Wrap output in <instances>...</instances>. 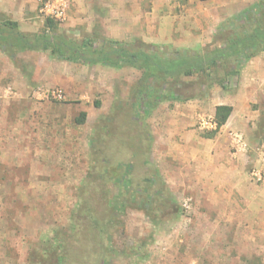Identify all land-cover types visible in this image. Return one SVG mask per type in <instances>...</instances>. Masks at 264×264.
<instances>
[{"label": "rangeland", "instance_id": "rangeland-1", "mask_svg": "<svg viewBox=\"0 0 264 264\" xmlns=\"http://www.w3.org/2000/svg\"><path fill=\"white\" fill-rule=\"evenodd\" d=\"M260 1L145 0L133 7L138 1L82 0L78 6L70 0L64 21L39 8L25 10L17 30L56 33L82 49L117 42L173 58L178 50L213 49L221 27ZM6 11L0 8V25L16 22ZM140 79L141 71L130 66L0 47V264H42L67 238L84 264H264V178L252 177L264 166V108L251 134L236 131L247 147H232L243 167L223 199L195 200L175 188V162L165 153L175 148L169 124L177 102L148 113L134 98ZM197 130L203 137L212 133ZM119 163L132 164L134 183L153 182L151 194L167 201L162 210L134 207L133 192L106 176ZM105 198L114 208V227L103 240L93 233L79 237L91 200Z\"/></svg>", "mask_w": 264, "mask_h": 264}, {"label": "trees", "instance_id": "trees-1", "mask_svg": "<svg viewBox=\"0 0 264 264\" xmlns=\"http://www.w3.org/2000/svg\"><path fill=\"white\" fill-rule=\"evenodd\" d=\"M48 24L49 27L54 26L52 20H48ZM17 27V23L7 21L0 25V47L22 51H49L53 57L74 63L101 64L117 69L130 66L140 70L141 79L134 92V98L141 108L144 107L150 113L165 101L180 103L202 98L213 86L218 85L228 90L233 78L240 74L242 68L264 52V0L235 15L227 25H223L219 30L221 39L213 49L204 53L198 52L200 54L178 50L173 54V58L147 54L117 42H110L101 48L82 49L56 33H53V37L28 36L19 32ZM193 77L196 78L195 81L185 80ZM231 112L230 106H220L216 109L215 118L219 127L227 122ZM85 118L86 113H83L78 121L83 122ZM209 136L212 137L213 134ZM125 166L119 163L108 168L106 176L113 177L123 192H133L131 201L135 208L145 212L162 210L167 203L162 193L155 194V197L151 194L149 178L145 183H141L142 185L134 183L131 178L132 164ZM94 202L96 201L91 200V206L84 214L85 228L77 229L76 232L79 237L83 232L85 239L93 233L95 239L103 240L104 235L115 225L112 217L114 208L109 205L107 198L105 203L101 200ZM67 240L68 238L63 241L58 254L55 251L51 260L45 258L41 263L84 264L79 263L74 244L68 243ZM87 262L85 261V264Z\"/></svg>", "mask_w": 264, "mask_h": 264}, {"label": "crops", "instance_id": "crops-1", "mask_svg": "<svg viewBox=\"0 0 264 264\" xmlns=\"http://www.w3.org/2000/svg\"><path fill=\"white\" fill-rule=\"evenodd\" d=\"M72 1L74 5L80 6L82 0ZM134 1H138V4L133 7H142L139 2L145 0ZM39 2L40 0H0V8L8 9L6 12L18 23V13L22 15L26 10L28 15L30 10L39 8ZM113 6L117 5L108 4L109 8ZM220 106L232 108L227 122L219 132H212V137H203L197 130L198 117L200 114L215 116L216 109ZM263 108L264 52L242 68L240 74L233 78L228 90L217 85L202 98L175 103L169 124L170 137L175 138V148L165 151L166 156H171L175 162V188H183L195 200L205 198L206 201H221L224 187L233 184L243 167L242 157L232 153L233 144L228 131H240L245 136L251 134L256 128L254 121L262 115Z\"/></svg>", "mask_w": 264, "mask_h": 264}, {"label": "built area", "instance_id": "built-area-1", "mask_svg": "<svg viewBox=\"0 0 264 264\" xmlns=\"http://www.w3.org/2000/svg\"><path fill=\"white\" fill-rule=\"evenodd\" d=\"M70 0H40L39 11L42 15L55 21H64L67 18ZM197 128L200 131L219 132L221 127L215 116L209 114H200L196 122ZM230 137L235 152H243L246 150L247 144L239 132L229 130ZM252 177L256 181H261L264 178V166L252 172Z\"/></svg>", "mask_w": 264, "mask_h": 264}]
</instances>
